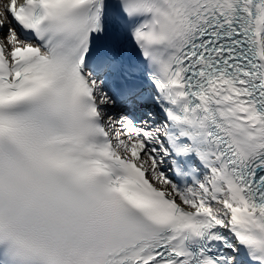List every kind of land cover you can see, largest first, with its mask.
Listing matches in <instances>:
<instances>
[{"label": "snow or ice", "instance_id": "1", "mask_svg": "<svg viewBox=\"0 0 264 264\" xmlns=\"http://www.w3.org/2000/svg\"><path fill=\"white\" fill-rule=\"evenodd\" d=\"M0 264H264V0L4 3Z\"/></svg>", "mask_w": 264, "mask_h": 264}, {"label": "bare ground", "instance_id": "2", "mask_svg": "<svg viewBox=\"0 0 264 264\" xmlns=\"http://www.w3.org/2000/svg\"><path fill=\"white\" fill-rule=\"evenodd\" d=\"M7 0H0V7L3 6L4 3H6Z\"/></svg>", "mask_w": 264, "mask_h": 264}]
</instances>
